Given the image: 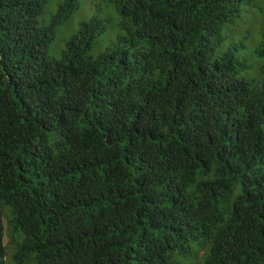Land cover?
Segmentation results:
<instances>
[{
    "label": "trees",
    "instance_id": "16d2710c",
    "mask_svg": "<svg viewBox=\"0 0 264 264\" xmlns=\"http://www.w3.org/2000/svg\"><path fill=\"white\" fill-rule=\"evenodd\" d=\"M254 1L0 0V264H264Z\"/></svg>",
    "mask_w": 264,
    "mask_h": 264
},
{
    "label": "rangeland",
    "instance_id": "374dc122",
    "mask_svg": "<svg viewBox=\"0 0 264 264\" xmlns=\"http://www.w3.org/2000/svg\"><path fill=\"white\" fill-rule=\"evenodd\" d=\"M114 1L115 0H78V6L73 7V1L71 0H46L42 16L47 22H49L52 16L58 13L59 10H62V13L66 16L64 17V21L56 28L50 53L55 57H59L68 39L79 29L82 21L89 20L96 14H99L107 25L105 34L95 39L97 44L96 47L103 49L107 44L114 41L116 31L115 21H109L107 18L108 13L112 11ZM252 4L264 7V0H255ZM249 57L252 59L251 56ZM259 75L260 71L257 73V76Z\"/></svg>",
    "mask_w": 264,
    "mask_h": 264
}]
</instances>
